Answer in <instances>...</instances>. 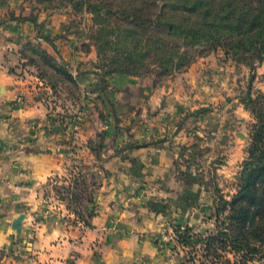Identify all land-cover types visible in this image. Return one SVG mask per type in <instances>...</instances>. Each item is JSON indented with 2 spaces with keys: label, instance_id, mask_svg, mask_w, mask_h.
<instances>
[{
  "label": "rangeland",
  "instance_id": "1",
  "mask_svg": "<svg viewBox=\"0 0 264 264\" xmlns=\"http://www.w3.org/2000/svg\"><path fill=\"white\" fill-rule=\"evenodd\" d=\"M24 18L34 19L36 26L18 20ZM100 35L91 15L77 13L69 5L46 0H0L1 71L16 82V87L25 90L15 96L13 106L34 109L35 115L24 122L26 131L32 132L41 148L56 159L54 171H59L40 186V220L58 227L76 226L80 232H88L91 225L78 221L66 209L68 201L61 202L56 190L63 192L60 186L69 185L74 177H83L84 182L78 187L83 191L79 203L85 207L89 194L94 192L95 195H91L97 207L102 192L96 188L99 183L104 184L107 171H112L110 167L113 171H139L140 166L133 157L136 152L170 148L175 155L174 178L188 188L200 185L204 189L199 199H185L196 210L191 213L200 211V217L190 225L164 222L167 204L155 199L147 201V209L154 214L150 220L158 223L151 232H143L151 238L148 242L154 250V263L263 264L258 259L240 260L230 250L208 257L203 244L194 243L215 234L218 197L230 201L236 194L237 179L248 158L255 124L244 101L248 96L254 99L258 94L264 95V60L238 63L217 49L198 56L181 73L169 72L171 69L165 64V70H169L165 75L152 54L143 62L136 54L102 60L99 53L106 56L109 51L104 45L105 38ZM38 37L51 39L56 50ZM118 42L127 44L122 39ZM32 49L45 52L58 64L63 60L76 84L57 74L51 64L33 54ZM96 73H106L105 85ZM188 73L196 74L185 82L188 95L194 97L198 93L199 96L191 100V104L200 101L203 108L198 110L191 105L181 112L176 124H164L159 133L150 134L149 124L163 106L151 108L147 102L151 91L170 82H182ZM85 76L94 81L84 84L82 78ZM116 79H124L129 84L115 87L112 83ZM6 87V84L1 86V96L6 94ZM118 99L122 105L117 111L110 103ZM138 99L144 100L143 105L134 104ZM200 116L205 119L199 120ZM182 135L188 142L173 145ZM99 136L104 138V149L98 148ZM136 146L145 148H133ZM200 199H207L208 204L199 203ZM196 202L207 207H198ZM177 228L189 229L187 235L191 241L186 244L180 238L186 235L177 232ZM11 231L21 237L22 233L17 235ZM104 243L96 239L91 246L96 260L103 254ZM12 253L24 255L21 246L14 248ZM150 258L148 255L141 257L140 264H149ZM62 264H73V259L68 258Z\"/></svg>",
  "mask_w": 264,
  "mask_h": 264
},
{
  "label": "crops",
  "instance_id": "2",
  "mask_svg": "<svg viewBox=\"0 0 264 264\" xmlns=\"http://www.w3.org/2000/svg\"><path fill=\"white\" fill-rule=\"evenodd\" d=\"M1 61L0 53V65ZM191 74H186L182 82H170L151 91L147 100L151 108L163 106L149 124L150 134L159 133L164 124H176L181 112L192 105L191 100L199 98L198 93L191 97L186 90L185 82L196 75ZM93 81L89 76L82 78L84 84ZM3 84L7 87L6 94L0 95V264H62L68 258L73 259V264H140L141 257L145 255L151 257L149 264H153L154 250L148 242L151 238L144 236L143 232H151L158 223L150 220L154 214L147 209V201L155 199L167 204L166 217L162 218L164 222L190 225L200 217V211L191 213V210H196L185 199H199L204 187L188 188L176 180L174 152L163 148L136 152L133 157L140 166L139 171H113L110 167L112 171H107L106 183L100 187L101 199L88 232H80L76 226L64 228L41 221L38 214L40 186L59 173L54 171L56 159L41 148L39 139L33 137L32 132L26 131L24 122L35 115L34 109L13 106L15 96L25 90L16 87V82L2 72L0 66V89ZM127 84L124 79H116L112 83L120 88ZM114 97L117 99V95ZM111 100L108 98L109 102ZM143 101L138 99L134 104L143 105ZM110 104L117 111L122 105L120 100ZM201 105L200 101H195L192 107L199 110L203 108ZM202 119L205 116H200L199 120ZM187 142L188 139L182 135L173 145ZM201 202L208 204L207 199H200ZM36 210L37 214L34 213ZM20 215L25 218L18 238L12 233L11 224ZM96 239L105 242L103 254L97 260L91 249ZM18 246L22 247L24 255L12 253Z\"/></svg>",
  "mask_w": 264,
  "mask_h": 264
},
{
  "label": "trees",
  "instance_id": "3",
  "mask_svg": "<svg viewBox=\"0 0 264 264\" xmlns=\"http://www.w3.org/2000/svg\"><path fill=\"white\" fill-rule=\"evenodd\" d=\"M46 1H57L69 5L77 13L92 16L93 25L98 29V34L105 38L104 45L109 51V57L99 53V58L105 61L136 54L143 62L152 54L159 68L165 70L167 64L171 69L169 72L181 73L198 56L217 49L238 63L252 64L264 60V0ZM18 20L36 26L34 19ZM38 38L55 50L51 39ZM118 39L125 40L127 44L122 45ZM32 53L51 64L55 72L69 83L76 84L63 60L58 64L38 49H32ZM168 71L162 70L165 75ZM111 73L117 74V71ZM105 74L96 73L104 85ZM244 104L250 109L255 124L247 151L248 158L237 179L236 194L230 201L218 197L215 234L204 241L197 240L194 245L202 243L208 257L217 256L218 251L230 250L240 260L258 259L264 264V95L258 94L254 99L248 96ZM98 140V148L104 149V138L99 136ZM83 182V177H74L69 185L59 187L63 192L56 190V193L60 195L61 202L68 201L66 209L78 221L89 226V221L95 216V197L92 196L94 192L89 194L87 205L82 207L79 202L83 191L78 187ZM100 187L99 183L96 189ZM176 231L186 235V238L180 235L186 244L191 241L187 235L189 229L177 228Z\"/></svg>",
  "mask_w": 264,
  "mask_h": 264
},
{
  "label": "water",
  "instance_id": "4",
  "mask_svg": "<svg viewBox=\"0 0 264 264\" xmlns=\"http://www.w3.org/2000/svg\"><path fill=\"white\" fill-rule=\"evenodd\" d=\"M24 218H25L24 215H20L11 224V229L13 231H15V233L17 235H20V233H21V226H22V222H23Z\"/></svg>",
  "mask_w": 264,
  "mask_h": 264
},
{
  "label": "built area",
  "instance_id": "5",
  "mask_svg": "<svg viewBox=\"0 0 264 264\" xmlns=\"http://www.w3.org/2000/svg\"><path fill=\"white\" fill-rule=\"evenodd\" d=\"M83 224L82 223H79V226H82Z\"/></svg>",
  "mask_w": 264,
  "mask_h": 264
}]
</instances>
